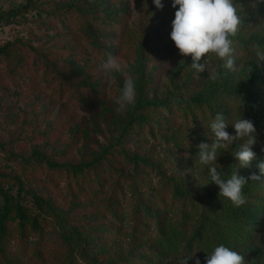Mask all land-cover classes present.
Returning <instances> with one entry per match:
<instances>
[{
    "label": "trees",
    "instance_id": "trees-1",
    "mask_svg": "<svg viewBox=\"0 0 264 264\" xmlns=\"http://www.w3.org/2000/svg\"><path fill=\"white\" fill-rule=\"evenodd\" d=\"M152 4L27 0L0 12V26L30 12L44 19V44L20 38L0 44L5 99L17 104L42 94L72 118L96 121L95 137L77 133L66 141L69 161L39 145L17 171L0 168V264H178L194 251L205 264L206 253L221 243L244 254L247 264H264V254L255 252L264 231V176L248 180L247 202L235 207L219 197L209 166L195 157L197 145L213 142L209 124L222 112L229 123L242 115L254 123L253 151L264 159V70L256 67L239 85L214 56L211 67L221 72L216 82L206 80V71L191 78L179 69L172 81H180L163 91L145 53L173 57L175 49L156 42ZM162 4L173 8L172 0ZM263 18L264 3L250 21ZM261 41L234 38L238 64L254 45L264 48ZM128 51L136 62L128 72L136 102L117 113L126 76L109 88L99 63L108 53L123 60ZM226 131L235 134L231 124ZM238 147L218 150L225 178L237 167L231 153ZM239 174L251 175L249 168Z\"/></svg>",
    "mask_w": 264,
    "mask_h": 264
},
{
    "label": "clouds",
    "instance_id": "clouds-1",
    "mask_svg": "<svg viewBox=\"0 0 264 264\" xmlns=\"http://www.w3.org/2000/svg\"><path fill=\"white\" fill-rule=\"evenodd\" d=\"M153 3L157 9L163 8L162 0H153ZM262 3L264 0H251L248 8L256 13ZM172 7L176 11L171 23L170 39L181 56L191 57L192 63L188 67L193 70L194 77H200L199 74L206 71V80L210 82L221 78V72L215 67H210L211 56L222 62L221 67L225 70V75L229 72L239 73L240 65L237 62L234 38L240 33L249 15L244 5L236 3L235 0H172ZM253 47L255 51L251 60L256 62L258 68L264 70V48L258 45ZM127 67L111 53L99 63V70L106 76L112 73L123 74ZM135 102L136 84L129 75L125 77L123 87L115 98V110L117 113L125 112L134 106ZM80 111L83 117L90 116L82 108ZM229 124L234 128L235 134L226 131ZM209 130L212 136L208 138L213 142L197 145L198 152L195 157L198 156L200 164L209 166L210 182L218 186L219 197L226 198L235 207H241L247 202L243 189L248 180L262 181L261 177L264 176V159H260L257 164L260 175L252 173L250 177L245 178L239 174L240 168H249L252 162L258 159L253 151V146L258 143L254 123L243 115L229 123L222 112H217L209 124ZM234 142L239 144L238 149L231 153L237 167L230 177L225 178L222 175V166L217 163V153L221 149L228 151ZM261 151L264 152V148ZM185 156L187 157V153ZM197 252L200 251L181 256L178 264H188V261L194 258L195 264H200V260L196 258ZM205 264H247V261L244 254L221 243L214 247L211 253H206Z\"/></svg>",
    "mask_w": 264,
    "mask_h": 264
},
{
    "label": "rangeland",
    "instance_id": "rangeland-1",
    "mask_svg": "<svg viewBox=\"0 0 264 264\" xmlns=\"http://www.w3.org/2000/svg\"><path fill=\"white\" fill-rule=\"evenodd\" d=\"M27 0H0V12L10 10L16 7H21ZM236 3L244 5L249 15L246 23L242 26L240 34L246 41L251 38L262 40L264 45V20L259 22L250 21V14L252 10L248 8L251 0H235ZM154 5V3L152 4ZM155 6V5H154ZM176 9L163 6L162 9L155 7V22L153 23V31L156 42L162 46L173 47L175 55L173 57H166L159 55L158 58L152 55V52H147V63L153 68L155 78L162 86V90L171 88L174 83L180 81H172L175 73L181 69L182 75L191 74L194 78L193 70L188 66L191 65L192 59L190 56H181L174 42L170 39L172 31L171 23L174 19ZM264 19V18H263ZM43 16L36 12H30L20 16L15 23L10 25L0 26V44L15 39H23L32 41L35 46L44 44L43 34L41 33L40 22L43 21ZM257 18H255V21ZM250 23V24H248ZM237 35V37H238ZM235 37V38H237ZM148 48H146L147 50ZM253 54H247L248 58L245 62H241L239 73L234 75V80L237 84L243 85L247 78L253 75L256 62L253 59ZM134 53L128 51L126 57L121 60L126 64L127 70L123 73L128 76V72L133 70ZM183 60V61H182ZM214 56L209 58L211 67ZM252 69V71H251ZM122 73H112L110 77L109 88L116 82L115 79ZM207 77V76H206ZM82 120L72 118L69 114L61 111L59 105H53L50 102V97H43L42 94H33L25 99H21L19 103L14 104L5 99L4 88L0 86V168L5 172H13L19 169V163L22 159L30 158L33 149L39 145H49V150L54 155L62 157L64 161H69L70 157L67 155L66 141H69L75 134L80 133L81 137H95L96 134H91L95 130L96 121L88 119ZM80 123V124H79ZM235 143V142H234ZM233 143V145H234ZM78 144V143H77ZM77 153L75 147L71 155ZM260 159L253 162L249 167L250 173H259L257 164ZM223 171V168H222ZM1 202V198H0ZM264 221V213L261 217ZM257 253L264 254V231L258 240V246L255 250ZM83 264V263H82Z\"/></svg>",
    "mask_w": 264,
    "mask_h": 264
}]
</instances>
